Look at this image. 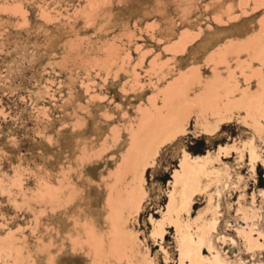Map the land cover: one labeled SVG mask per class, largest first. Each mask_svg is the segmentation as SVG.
<instances>
[{
  "label": "rangeland",
  "instance_id": "obj_1",
  "mask_svg": "<svg viewBox=\"0 0 264 264\" xmlns=\"http://www.w3.org/2000/svg\"><path fill=\"white\" fill-rule=\"evenodd\" d=\"M237 34L256 44L228 74L260 91L264 0H0V264H180L188 236L225 264H264V246L250 250L244 233L264 245V121L259 130L224 101L219 114L190 104L184 134L159 144L143 171L140 209L124 207L118 239L107 224L125 144L174 112L167 92L188 97L185 79L211 75L209 58ZM187 156L222 179L170 213ZM91 217L107 233L105 253Z\"/></svg>",
  "mask_w": 264,
  "mask_h": 264
},
{
  "label": "bare ground",
  "instance_id": "obj_2",
  "mask_svg": "<svg viewBox=\"0 0 264 264\" xmlns=\"http://www.w3.org/2000/svg\"><path fill=\"white\" fill-rule=\"evenodd\" d=\"M216 43L217 42L213 45ZM254 44H256L254 39H251L249 36L243 38L241 34L230 36L226 41H223L221 48L215 51L214 55L209 58L210 61L214 62L212 74L201 77L197 76L196 73L195 75L193 74V76L189 74L190 76H188L190 78H184L186 80L185 85H187L186 87L190 91L188 97H186L187 92H181L180 86L179 88L174 87L173 90L169 87V89L171 88L172 90H169V92L175 90L173 93H177L175 95L171 92H167L168 96L166 94L168 101H171L173 106L176 105V107L174 106L175 109L173 108L172 110L175 111L172 113L171 110L170 112L167 111L168 115L166 113V115L164 114V116H160L161 118H156L155 120L152 119L151 121L153 122L149 124V129L146 130L144 127H141L146 130V132H142L144 130H141L140 132L142 133L138 132L140 135L135 134L136 136L125 144L117 161L116 169H114V173L111 172L113 183L106 193L105 199L107 206L106 212L108 214L107 224L111 228V232L115 234V239L119 238L124 207L127 204H130L133 208L135 207L137 208L136 210H139L142 205L145 196V190L142 185V182L144 181L143 171L145 170V167L150 159L158 153L159 144L176 137L179 133L184 134V122H188V120H185L183 117H186L184 116L185 114L188 117L190 111L188 108H190L192 104V107L194 105L200 106L198 109L201 108L203 112H207L206 114H219L222 113L221 106L224 101L227 109L237 108L246 112L248 118H250L255 125V128L261 130L262 126L259 125H262L264 121V85L260 91L248 93L247 91L238 88V83L242 84V81L235 84V74H228L229 70H231V63L233 61H239L245 53L249 52L250 49L254 47ZM255 57L260 65L258 69L252 68L253 76L263 79L264 54L261 53ZM239 64L240 63L237 65ZM244 79L246 80V78ZM176 89H179L180 91H176ZM181 93L185 94V97H181ZM150 119L151 118L147 119V121H150ZM148 123L149 122H147V124ZM229 148L230 147L228 146L220 147L219 150L220 152H229ZM217 155L218 153L209 152L210 157H216ZM251 156L253 159L255 158L253 152H251ZM205 164V158L192 159L187 156L183 161V175H176V183L168 205V211L170 213L176 212L180 214L182 210H188L189 202L193 197L195 190L209 189L214 192L217 189V185L222 179L221 172L217 169L206 170L204 169ZM132 182H136L134 183L135 185H132ZM132 206L130 208H132ZM239 210L242 211L245 217H249L246 206L242 203L240 204ZM96 216L94 214V217ZM96 219H93L92 217L90 218L93 226L90 227L89 230L93 243H98L101 248L98 249V245L96 244L98 251L95 249V245L94 249L96 250V253L99 252L101 254L106 252L105 242L107 233L105 229L102 227L100 228L102 225V221H98L100 218ZM217 221L216 218L210 221L207 228L210 230L216 229ZM171 222H173V220ZM174 225L178 234L184 237L180 222L175 221ZM95 227H99L100 230L96 232L94 230ZM158 232L159 235L161 234V236H164L165 229L160 227ZM158 232H156V234ZM244 233L250 250L264 246L260 244L259 240L251 233ZM232 241L234 242V240ZM202 248L203 241L195 242L190 236L183 239L181 244L180 264H225L219 253H214L211 257H207L202 253ZM210 249L212 250L213 247L211 246Z\"/></svg>",
  "mask_w": 264,
  "mask_h": 264
}]
</instances>
